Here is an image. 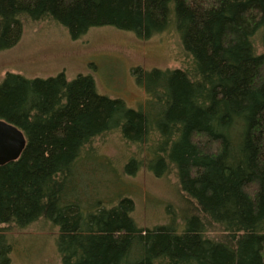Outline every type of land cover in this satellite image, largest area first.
<instances>
[{
  "label": "trees",
  "instance_id": "trees-1",
  "mask_svg": "<svg viewBox=\"0 0 264 264\" xmlns=\"http://www.w3.org/2000/svg\"><path fill=\"white\" fill-rule=\"evenodd\" d=\"M36 22L73 40L106 26L141 39L173 30L184 61L152 69L137 108L99 95L90 75L4 76L0 120L26 145L0 165V264H15L13 234L36 223L55 231L60 264H264V0H0V50ZM112 131L142 152L128 174L174 173L182 217L167 210L143 229L130 196H78L76 167Z\"/></svg>",
  "mask_w": 264,
  "mask_h": 264
},
{
  "label": "rangeland",
  "instance_id": "rangeland-1",
  "mask_svg": "<svg viewBox=\"0 0 264 264\" xmlns=\"http://www.w3.org/2000/svg\"><path fill=\"white\" fill-rule=\"evenodd\" d=\"M183 55L179 35L173 30L141 39L106 26L73 40L57 24L36 22L26 24L18 44L0 50V82L8 72L28 79H47L61 72L68 80L90 75L99 95L137 108L147 98L145 86L151 83L152 69L181 68ZM91 144L94 158L76 167L78 196L88 205H100L117 192L128 195L134 202L132 217L143 229L166 221L167 210L179 218L188 211L173 172L159 178L145 165L133 174L125 171L130 157L141 159L143 155L138 145L123 141L118 131L105 133ZM41 224L13 234L15 264H60L55 231Z\"/></svg>",
  "mask_w": 264,
  "mask_h": 264
},
{
  "label": "water",
  "instance_id": "water-1",
  "mask_svg": "<svg viewBox=\"0 0 264 264\" xmlns=\"http://www.w3.org/2000/svg\"><path fill=\"white\" fill-rule=\"evenodd\" d=\"M25 145L22 131L0 120V165L18 159Z\"/></svg>",
  "mask_w": 264,
  "mask_h": 264
}]
</instances>
